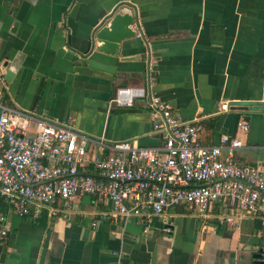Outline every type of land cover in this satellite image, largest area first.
<instances>
[{
  "label": "crops",
  "instance_id": "1",
  "mask_svg": "<svg viewBox=\"0 0 264 264\" xmlns=\"http://www.w3.org/2000/svg\"><path fill=\"white\" fill-rule=\"evenodd\" d=\"M122 7L138 14L140 33L126 60L92 40ZM0 70L4 99L36 118L148 147L163 142L148 99L110 100L119 87L151 88L174 114L201 121L202 143L239 134L235 160L264 164V0H0ZM35 128L33 119L28 132ZM103 207L84 195L56 216L33 218L0 195V264H252L264 242L254 217L221 223L178 206L145 229L139 219H99Z\"/></svg>",
  "mask_w": 264,
  "mask_h": 264
},
{
  "label": "built area",
  "instance_id": "2",
  "mask_svg": "<svg viewBox=\"0 0 264 264\" xmlns=\"http://www.w3.org/2000/svg\"><path fill=\"white\" fill-rule=\"evenodd\" d=\"M137 97L148 99L153 129L163 139L158 146L91 138L66 120L36 118L33 111L5 101L0 91V195L12 211L51 218L74 198L90 195L104 205L99 219H139L145 229L170 207L185 206L221 223L254 217L264 230V164L235 160L241 135L222 134L218 144L202 143L201 121L174 114V106L151 88L119 87L110 102L132 106ZM33 119L36 128L29 133ZM238 128L245 133L249 124L241 120ZM6 235L0 230V238ZM262 248L264 256V242Z\"/></svg>",
  "mask_w": 264,
  "mask_h": 264
},
{
  "label": "water",
  "instance_id": "3",
  "mask_svg": "<svg viewBox=\"0 0 264 264\" xmlns=\"http://www.w3.org/2000/svg\"><path fill=\"white\" fill-rule=\"evenodd\" d=\"M137 23L138 14L132 9H116L95 28L92 37L94 48L101 53L130 59L125 53L133 48L132 39L139 30ZM252 264H264L263 248L254 254Z\"/></svg>",
  "mask_w": 264,
  "mask_h": 264
},
{
  "label": "trees",
  "instance_id": "4",
  "mask_svg": "<svg viewBox=\"0 0 264 264\" xmlns=\"http://www.w3.org/2000/svg\"><path fill=\"white\" fill-rule=\"evenodd\" d=\"M5 101H6V98H5ZM203 128H204V125H203ZM201 133H202V132H201ZM201 133H200V134H201ZM200 139H201V136H200Z\"/></svg>",
  "mask_w": 264,
  "mask_h": 264
},
{
  "label": "rangeland",
  "instance_id": "5",
  "mask_svg": "<svg viewBox=\"0 0 264 264\" xmlns=\"http://www.w3.org/2000/svg\"><path fill=\"white\" fill-rule=\"evenodd\" d=\"M171 208H174V207H171Z\"/></svg>",
  "mask_w": 264,
  "mask_h": 264
}]
</instances>
